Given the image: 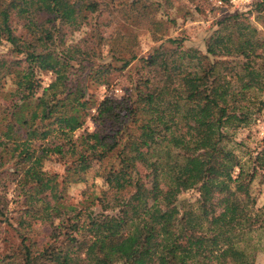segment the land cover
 <instances>
[{"label": "trees", "instance_id": "1", "mask_svg": "<svg viewBox=\"0 0 264 264\" xmlns=\"http://www.w3.org/2000/svg\"><path fill=\"white\" fill-rule=\"evenodd\" d=\"M161 1L0 0V43L16 41L14 58L0 57V223L8 222L9 182L23 201L22 216L47 229L42 242L36 237L43 228L29 227L18 257L0 264H85L87 258L92 264H255L264 250V204L257 206L252 193L257 178L264 183V139L253 151L233 142L264 113V37L250 21L264 19V0L220 19L204 52L177 40L154 48L130 105L85 96L84 64L98 43L99 52L115 55V33L100 31L93 18L109 21L121 10L132 24H150ZM48 74L50 83L37 94ZM190 114L203 120L193 122ZM131 117L137 136L125 132ZM87 118L95 129L75 137ZM139 148L146 150L141 161ZM113 156L99 196L89 205L64 201V186ZM53 160L69 165L61 181L44 170ZM185 182L199 195L179 203Z\"/></svg>", "mask_w": 264, "mask_h": 264}, {"label": "rangeland", "instance_id": "2", "mask_svg": "<svg viewBox=\"0 0 264 264\" xmlns=\"http://www.w3.org/2000/svg\"><path fill=\"white\" fill-rule=\"evenodd\" d=\"M120 4L131 2L132 0H116ZM226 6H217L215 0H165L161 1V6L157 10L150 12L147 19L151 23L141 22L132 24L125 19L121 10L115 12L111 20H106L105 15L99 18L94 17L91 24L99 21L98 29L106 33H115V45L113 51L115 55L106 53L101 50L98 43V50L95 57H92L90 62L85 63L86 74L85 78V96L99 102L106 97L115 99L116 101L133 102L137 99L136 85L142 77L147 75V66L145 60L149 57L152 50L159 45L170 47V41H180L184 48L196 49L200 52L205 51V41L210 34L216 29V23L223 17L232 13L247 12L246 8L236 7L229 4V0L224 3ZM250 21L259 33L260 37H264V19L256 20L254 16H250ZM89 26L85 27L81 32L75 34V38H81L84 33L89 31ZM16 44L13 39H6L0 43V57L4 59H12V47ZM97 46V43H96ZM82 47V46H81ZM134 56V60L130 58ZM104 71L98 77L92 78L94 75H89V70ZM99 71V72H100ZM52 77L50 74L42 77L41 89L37 94H40L42 89L47 87ZM10 83L7 82L4 87L8 91ZM90 116L94 114L91 110ZM189 118L193 122L203 120L202 116L190 114ZM140 119H138V125ZM125 132L131 136H137L139 131L134 118L125 121ZM95 125L91 118H87L84 127L75 132V137L82 134L84 131H93ZM264 139V113L257 118L250 126L239 129L234 135L233 142L244 144L249 150H258L260 142ZM232 146H234L232 144ZM145 148L137 150V158L141 161L145 155ZM237 154H241V150H236ZM116 163V157H108L101 162H94L92 167L86 171L83 180L79 182L72 181L63 188L64 201L67 204L74 206L89 205L91 200H94L100 192L105 189L102 175L108 171L111 165ZM69 167L65 161L56 162L48 161L44 165V170L49 174H56L59 181L65 178L66 169ZM3 169H9V166ZM140 176L142 177L143 190L151 202L152 196L149 190L148 178L144 169L138 164ZM2 171V169L0 170ZM71 174V173H70ZM79 176H70L71 179H77ZM260 178H257L252 184V193L256 197L257 206L264 204V183H259ZM7 198L9 204L5 211L8 222L0 223V261L6 256L18 257L17 247L20 243V237L24 236L29 230V227L42 229L40 241H45V233L47 229L43 227L40 221H37L26 216H22L25 207L23 201L18 200L17 192L14 190V185L7 182ZM197 186L191 182H185L184 191L179 197V203L183 200L193 202L198 198ZM98 211V207H94ZM90 235L99 234L97 229H89ZM44 234V236H43ZM264 249V240L262 242ZM85 264H92L87 258ZM255 264H264V250L256 253Z\"/></svg>", "mask_w": 264, "mask_h": 264}, {"label": "built area", "instance_id": "3", "mask_svg": "<svg viewBox=\"0 0 264 264\" xmlns=\"http://www.w3.org/2000/svg\"><path fill=\"white\" fill-rule=\"evenodd\" d=\"M257 0H229V4L233 5L234 8H238V7H243V8H247L249 7L253 2H255ZM215 4L217 6H226L224 5V2L222 0H215Z\"/></svg>", "mask_w": 264, "mask_h": 264}]
</instances>
